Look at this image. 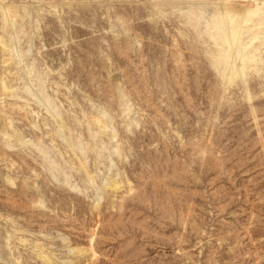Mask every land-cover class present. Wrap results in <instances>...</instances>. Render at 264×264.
Returning <instances> with one entry per match:
<instances>
[{"label": "rangeland", "instance_id": "374dc122", "mask_svg": "<svg viewBox=\"0 0 264 264\" xmlns=\"http://www.w3.org/2000/svg\"><path fill=\"white\" fill-rule=\"evenodd\" d=\"M0 264H264V0H0Z\"/></svg>", "mask_w": 264, "mask_h": 264}]
</instances>
